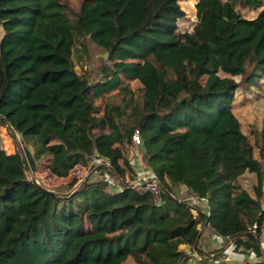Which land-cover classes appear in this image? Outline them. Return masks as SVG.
<instances>
[{"label":"trees","instance_id":"1","mask_svg":"<svg viewBox=\"0 0 264 264\" xmlns=\"http://www.w3.org/2000/svg\"><path fill=\"white\" fill-rule=\"evenodd\" d=\"M180 1L83 0L75 11L0 0V126L24 143L8 153L0 140V264H190L179 246L204 253L207 229L256 259L241 264H264V108L254 145L233 112L234 76L264 78V0H198L191 32L177 31ZM238 3L260 10L245 18ZM80 39L106 52L102 82L77 73ZM134 80L139 98L124 83ZM112 89L120 102L97 105ZM135 130L159 202L126 178H137L123 150ZM23 148L58 178L95 158L110 175L53 192L28 178ZM245 172L253 194L237 182ZM181 186L207 210L179 200Z\"/></svg>","mask_w":264,"mask_h":264},{"label":"rangeland","instance_id":"2","mask_svg":"<svg viewBox=\"0 0 264 264\" xmlns=\"http://www.w3.org/2000/svg\"><path fill=\"white\" fill-rule=\"evenodd\" d=\"M63 1L67 2L75 11H78L83 0ZM197 1L198 0L180 1V5L185 11V15L182 18H179L176 22L178 32L192 31L196 22L195 3ZM236 9L245 18L255 17L260 10V8L254 9L249 6H242L240 3L237 4ZM1 32L2 31L0 29V35ZM110 64L111 62L107 59L106 52L94 47L87 41V39H80L77 41L74 54V67L77 73L83 75L90 83L97 84L102 82L103 80L100 68L109 66ZM242 79L243 77L240 75L234 76V80L239 82L240 85L235 91L233 112L241 123V130L247 135L250 142L254 145L255 138L259 136L262 127L264 108V78H258L255 82L249 84ZM124 83H128L130 85V88L134 91L135 98L140 97L139 88L141 85L137 80L124 81ZM116 92L117 89H112L104 93L96 100V104L100 107H103L107 99L114 103H119L120 97L116 95ZM10 133L11 131H9L5 126H0L1 145L8 153L17 150V142L20 143V148H22L21 145L24 144L22 137L19 134H16V141H14ZM142 147V144L135 145L132 141H129L124 145V154L129 159L133 156H141V153H143ZM255 156L259 159L258 150L256 147ZM47 162V159H45L37 163L33 169H30L29 167L27 170L28 178L42 187L60 194H68L84 180L102 181L104 178L108 177L107 175H110L105 167L98 168L94 165V163L96 164L97 162H90L88 165H77L69 172L67 177L58 178L48 171ZM262 175L264 178V160L262 162ZM126 178L128 179V182L132 181L130 174L127 175ZM237 182L249 193L253 194V187L256 184V175L254 173L245 172L238 178ZM108 183L110 186H113L112 181H109ZM184 193H188L186 191V187L181 186L178 188V190H176L175 195L180 198L179 200H183L185 196H183ZM262 204L264 205V191ZM206 205L207 203L205 201L198 203V206L203 210H207ZM261 233L260 244L264 249V224ZM216 238L217 236H214L213 233L210 231L207 232L206 238H204L201 242V247L203 248L204 253H200L184 244H181L179 248L184 249L190 254V264H214V258L221 256L223 252L229 253L230 257L232 256V260L221 261L220 264H241L244 260L254 259L252 256L248 257L235 250L234 245L229 244V240H217L216 242ZM219 250L221 251L218 252V255L212 257L213 254H215V251ZM207 252H210L212 256L209 258L206 257L205 254ZM126 264H135V262L132 259H129Z\"/></svg>","mask_w":264,"mask_h":264},{"label":"built area","instance_id":"3","mask_svg":"<svg viewBox=\"0 0 264 264\" xmlns=\"http://www.w3.org/2000/svg\"><path fill=\"white\" fill-rule=\"evenodd\" d=\"M131 141L135 145L141 144V137H140V134H139L138 130H135L134 133L132 134ZM130 159L129 160L131 161V163L137 169V178L133 179L129 183L138 185L139 188L142 191H148V192L152 193L155 201L159 202L160 201V195H161V187L159 185V181H158L157 176L155 174H153L151 171L147 170L143 166V163H142V160H141L140 156H136V157L133 156ZM101 160L102 159L95 158L94 160H92V162H99ZM110 181H112V180H110ZM112 184H113V181H112ZM263 191H264V186H263ZM187 192L188 193H186V194L184 193L183 194V196L184 195L185 196H184L182 201L190 202L191 204H195V205H198V203L203 202V201H205L207 203V199L205 197H198L195 194L190 193L189 191H187ZM206 207H207V205H206ZM217 240L218 241H220V240H224V241L225 240H229V244L230 245L233 244V242L229 238H224V237L217 236L215 241L217 242ZM262 249H263V247H262ZM250 256H253V255L251 254ZM231 258H232V256L230 257L229 253L223 252L221 254V256H219L217 258H214L213 262H214V264H220L221 261H230V260H232Z\"/></svg>","mask_w":264,"mask_h":264},{"label":"water","instance_id":"4","mask_svg":"<svg viewBox=\"0 0 264 264\" xmlns=\"http://www.w3.org/2000/svg\"><path fill=\"white\" fill-rule=\"evenodd\" d=\"M23 150L30 169H33L35 167V161L33 159L31 152L27 148H23Z\"/></svg>","mask_w":264,"mask_h":264},{"label":"crops","instance_id":"5","mask_svg":"<svg viewBox=\"0 0 264 264\" xmlns=\"http://www.w3.org/2000/svg\"><path fill=\"white\" fill-rule=\"evenodd\" d=\"M186 191H187V189H186ZM208 231H209V230L207 229V230L204 232V234H203L202 237L200 238V242H202L203 239L206 238V234H207ZM183 250H184V249H183Z\"/></svg>","mask_w":264,"mask_h":264}]
</instances>
